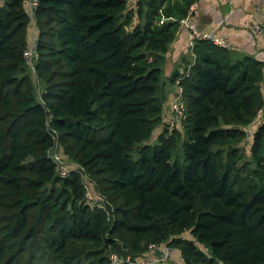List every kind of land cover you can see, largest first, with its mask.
<instances>
[{"label": "trees", "instance_id": "1", "mask_svg": "<svg viewBox=\"0 0 264 264\" xmlns=\"http://www.w3.org/2000/svg\"><path fill=\"white\" fill-rule=\"evenodd\" d=\"M22 1L0 6V264H109L116 242L132 257L166 242L185 264H264V121L252 124L263 63L195 40L194 63L168 78L187 74L183 133L147 145L166 100L164 55L199 0H137L129 11L127 0H40L39 97ZM50 116L113 219L86 203L78 173L57 176ZM249 129L253 168L239 147Z\"/></svg>", "mask_w": 264, "mask_h": 264}, {"label": "crops", "instance_id": "2", "mask_svg": "<svg viewBox=\"0 0 264 264\" xmlns=\"http://www.w3.org/2000/svg\"><path fill=\"white\" fill-rule=\"evenodd\" d=\"M137 0H127V11L136 8ZM3 0H0V6ZM264 22V0H199L196 10L181 23L174 40L164 55L162 65L164 93L167 98L164 105L168 107L174 86L168 79L174 71L184 72L187 66L194 63L192 48L195 40L191 37L189 26L198 32L225 38L229 43L228 53L232 61L250 57L263 63V80L260 88L264 99V34L255 35L250 26ZM27 42L33 43L37 29L30 24ZM165 106V107H166ZM253 131L252 129H249Z\"/></svg>", "mask_w": 264, "mask_h": 264}, {"label": "built area", "instance_id": "3", "mask_svg": "<svg viewBox=\"0 0 264 264\" xmlns=\"http://www.w3.org/2000/svg\"><path fill=\"white\" fill-rule=\"evenodd\" d=\"M40 0H23L22 5L26 13L28 14L31 24L35 25V12L39 6ZM197 2L193 3L188 12V16L181 21V23H185L186 20L193 14L196 10ZM180 23V24H181ZM250 30L255 35L264 34V22L260 24H253L250 27ZM191 30V37L193 40H206L212 43L213 45L227 49L229 47V43L225 38H217L210 34L198 32L192 26H189ZM37 37V36H36ZM36 38L33 40L31 46L23 52V57L25 63L28 65L29 69L32 70L33 78L35 80V85L37 87V95L38 97L42 93L40 89V82L36 77L35 73V62H36ZM187 75V74H185ZM180 76L173 82L174 92L171 95V99L168 103L170 112L172 113V118L169 121L170 126L173 127L174 125H181L186 117V107L183 98V90L180 86V80L185 76ZM51 121V116L46 121V127L48 132L52 138V145L47 150V158L53 163L55 166V171L57 176L60 179L68 178L72 172H76L81 177V185L84 187L85 190V201L92 207H97L98 209L105 210V202L102 195L96 190L95 183L91 180L89 175L85 172L84 168L80 167L78 164L70 161L67 156L64 154L63 149L60 145L58 140V135L55 130H53L49 123ZM264 121V105L261 109H259L255 117L253 119L254 125L256 123H260ZM252 131H246V138L252 137ZM108 220L113 219L110 211H107ZM108 261L109 264H185L184 259L179 253L178 250L172 248L168 243H151L147 246L146 251L137 257H132L128 254H124V249L121 243L116 242L115 245L111 246L108 249Z\"/></svg>", "mask_w": 264, "mask_h": 264}, {"label": "rangeland", "instance_id": "4", "mask_svg": "<svg viewBox=\"0 0 264 264\" xmlns=\"http://www.w3.org/2000/svg\"><path fill=\"white\" fill-rule=\"evenodd\" d=\"M137 22H138V19L136 17H134V19L131 22L130 26L125 28L126 31H129L132 28V26H134L135 24H137ZM29 27H31L30 24H29ZM27 43H28V46H31L32 45V43L30 41H28ZM26 66H27L28 73L30 74V76H31V78H32V80H33V82L35 84V80L33 78V74H31L32 73V70L29 69V67H28L27 64H26ZM41 83H40V85H43ZM166 100H167V98H166ZM165 106H166V103H165ZM165 106H163V115H162V118H161V123L153 131L151 138L147 142V145H154L156 143V141H157V137L160 135V133H162L164 131H167V133H170V132H172V130L177 129V130L180 131V133H183V130H182V126L181 125H174L173 127L170 126L169 121L172 118V113L170 112L169 105H168V107L167 106L165 107ZM250 143H251L250 138H248V139L246 138L239 145V147H240V150H241L242 155H243V160L242 161L245 162V163H248L250 165V167L253 168V164L250 161V155H249ZM132 156H133L134 159L137 157V150L136 149L133 151V155ZM181 238L187 239V240H190V241H193L192 237L189 235L188 232H185L183 235H181ZM197 247L200 250H202V251H204L206 253V250L204 248H202L199 245H197Z\"/></svg>", "mask_w": 264, "mask_h": 264}]
</instances>
